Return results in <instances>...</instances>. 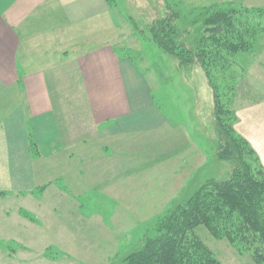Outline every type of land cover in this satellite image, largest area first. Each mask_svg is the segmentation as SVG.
I'll return each instance as SVG.
<instances>
[{
  "label": "crops",
  "instance_id": "1",
  "mask_svg": "<svg viewBox=\"0 0 264 264\" xmlns=\"http://www.w3.org/2000/svg\"><path fill=\"white\" fill-rule=\"evenodd\" d=\"M121 29L106 0H0V219L28 232L60 219L82 241L90 217H106L98 236L123 247L132 228L145 235L148 220L193 195L210 160L213 100L208 119L195 107L188 122L175 109L164 116L145 57L118 54H139ZM237 116L264 166V99Z\"/></svg>",
  "mask_w": 264,
  "mask_h": 264
},
{
  "label": "rangeland",
  "instance_id": "2",
  "mask_svg": "<svg viewBox=\"0 0 264 264\" xmlns=\"http://www.w3.org/2000/svg\"><path fill=\"white\" fill-rule=\"evenodd\" d=\"M111 3L107 2L115 10L118 28H122L124 37H131L136 44H139L136 48L139 49V54L131 52L127 47V42L121 45L127 48L119 47L118 54L132 58L137 65V58L145 57L148 68L142 69L141 72L148 83L154 104L167 117L173 115L172 112L175 109L176 114L185 122L191 120L193 107L198 108L204 114L203 117L208 119L207 102L204 99L207 96L213 100V89L198 65L182 67L175 57L160 51L149 40L148 27L163 18L168 7L180 11L186 17L199 14L202 10L226 7L235 8L238 13L243 12L244 15H246L245 12L250 14L248 17L244 16L246 22H241L242 27L238 30L243 33L239 40L243 44V50L235 49L231 53L222 52L218 57L220 60H217L216 67L212 69L210 66L212 74L210 76L220 95L221 102L229 114L237 119L232 126L233 130L243 138L235 131V125L239 120L238 112L257 100L264 99V0H111ZM236 40L238 44V35ZM136 49L134 48L135 51ZM210 50L215 51L216 46H211ZM139 67L143 68V66ZM186 78L192 90H189L184 83L187 82ZM204 78L209 86V88L205 86V95L198 87L200 83L205 82ZM197 94L200 97L199 102L196 100ZM210 123H212L211 141L208 137L205 140L210 160L194 178L193 195L209 181L228 179L233 169L231 163L221 162L216 156L218 139L214 104ZM244 140L264 168L250 143ZM193 195L186 200L175 201L165 213L185 203ZM22 214L26 216L25 213ZM163 215L151 221L148 220L145 235H143L145 227L132 228L127 244L123 247L119 245L120 249L115 242L108 241L106 235L101 238L98 236L108 233L107 229L110 228L108 218L100 217L103 216L100 213V218L90 217V219L95 221L100 219L103 223L100 227L96 225L97 228H95V221L90 226H83L80 237L83 231L86 235L82 241L72 240L71 224L60 219H52L51 232L34 230V228L28 232V229L17 228L15 222L11 224V219L9 222L0 219L5 221L0 230V264H121L128 255L139 251L147 238L155 236L154 225ZM195 233L212 252L219 264H254L248 252L232 247L225 239L213 237L206 227L196 228ZM10 238H13L12 241L9 240ZM53 242L58 244V247Z\"/></svg>",
  "mask_w": 264,
  "mask_h": 264
},
{
  "label": "trees",
  "instance_id": "3",
  "mask_svg": "<svg viewBox=\"0 0 264 264\" xmlns=\"http://www.w3.org/2000/svg\"><path fill=\"white\" fill-rule=\"evenodd\" d=\"M245 14L226 7L186 17L168 7L165 16L147 29L149 40L175 57L180 66L196 64L203 70L213 89L216 156L233 169L228 179L207 182L185 203L165 213L154 225L155 236L121 264H219L195 233L198 227L248 252L254 264H264V168L248 143L234 132L237 119L225 109L210 76V66L216 67L222 52L243 50L239 42L243 33L238 30L244 16L250 15ZM211 46L216 50H210Z\"/></svg>",
  "mask_w": 264,
  "mask_h": 264
}]
</instances>
